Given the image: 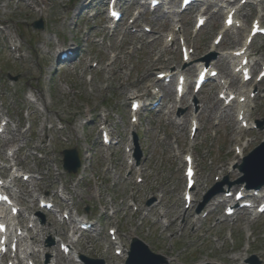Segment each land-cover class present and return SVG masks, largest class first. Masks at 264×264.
I'll return each mask as SVG.
<instances>
[{
	"label": "rangeland",
	"instance_id": "obj_1",
	"mask_svg": "<svg viewBox=\"0 0 264 264\" xmlns=\"http://www.w3.org/2000/svg\"><path fill=\"white\" fill-rule=\"evenodd\" d=\"M127 1L128 4H123L128 10L126 20L113 34L112 25L111 29L106 28L104 0L92 3L81 0L74 6L70 0H34L35 4L28 0L0 1V120L5 115L11 119L0 134V159L4 161H0V167L15 164L22 175L30 176L28 182L18 180V188L12 190L15 195L22 193L17 198L28 208L23 211L21 226H27L31 214H44L38 208V201L32 202L30 198L37 195L46 201L54 197L61 212L67 210L75 220L78 213L95 223L96 230L69 238L67 227L57 220L61 219V213L56 217L47 214L42 224L37 218L36 228L29 230L23 245L28 247L34 264H55L56 260L59 264H83L75 256L62 255L58 251L60 242L75 243L78 256L103 259L105 264H124L132 236L145 242L153 253L172 260L168 264L201 261L245 264L251 256L264 264V215L249 217L243 211L233 222L223 216L224 206L218 204V198L204 207L209 211L206 219L201 220L194 210L189 211L188 219L181 215L185 185L182 155L187 151L194 153L199 171L194 194L199 204L217 176H227L231 183L239 178L240 174L233 169L236 162H241L233 151L234 144L244 148L245 156L264 141V130L243 133L235 130V108L222 107L220 102L219 107L214 105L217 82L210 83L194 97L189 94L186 99L191 106L186 101L178 106L184 108L183 113L170 111L173 86H166L159 112L143 113L136 125L129 118L130 99L139 94L148 97L149 90L157 87L154 76L157 69L176 71L180 67L192 79L196 63L212 50L211 42L221 28L223 14L219 11V1L222 0L211 1V19L197 35L193 28L196 8L174 17V26L182 30L183 38L194 50L192 62L184 66L175 46L162 50L164 35L173 24L171 17L160 10L150 13L145 9L147 2L139 9L140 0ZM166 2L178 9L179 0ZM129 8L145 9L146 13L134 24L136 12ZM261 16L264 23V0H253L252 5L243 8V29L230 31L212 60L221 76L228 77L231 70L228 60L219 55L239 48L250 20ZM38 20L43 22L41 30L31 27ZM144 26L150 27L151 33L146 34ZM73 41L79 43L81 59H71L74 65L63 64L62 68L57 64V53L75 47ZM251 49L254 61L263 64L264 39L256 38ZM112 55L115 62L109 66L107 61L113 60ZM92 65L96 67L91 69ZM189 68L193 70L191 73ZM7 74L19 78L9 81ZM231 81L234 89H240L237 79ZM261 88L264 90V82ZM244 91H247L245 86L238 92ZM149 101L155 102L156 98L150 96ZM194 112L198 115L199 131L189 140L188 128ZM249 113L252 122L264 120L262 93L252 101ZM103 123L110 127V133L119 135V145L101 144L98 127ZM133 132L139 134L144 153V169L140 174L138 167L127 164L130 153H126V148L131 147L129 137ZM71 148L77 150L82 162L77 176L62 169L60 152ZM9 173L7 169L3 171L5 175ZM138 176L141 183L136 182ZM223 188L226 190L227 186ZM152 198L158 203L150 210L146 202ZM132 202L137 208L135 212L130 207ZM161 218L163 225L158 223ZM172 218H176L173 228L169 227ZM217 219L222 222L216 224ZM248 221H251L249 226ZM112 226L117 227V236L124 245L120 257L114 254L116 247L111 245L106 232ZM48 239L54 242L49 249ZM55 252L59 257H55ZM241 255L239 260H232Z\"/></svg>",
	"mask_w": 264,
	"mask_h": 264
},
{
	"label": "water",
	"instance_id": "obj_2",
	"mask_svg": "<svg viewBox=\"0 0 264 264\" xmlns=\"http://www.w3.org/2000/svg\"><path fill=\"white\" fill-rule=\"evenodd\" d=\"M36 27L40 28L41 23L35 24ZM15 78L14 80H16ZM63 167L68 172H76L79 167V161L75 150L64 151ZM136 159L139 160L141 157L140 152L136 151ZM239 169L245 174L243 178L239 180V183L246 182L248 187L259 188L264 185V144L258 147L253 153H251L246 159L245 164L240 166ZM251 175L260 177L256 184H251L249 178ZM209 195L207 199L210 197ZM85 264H103L102 261H94L83 258ZM127 264H166L163 257L154 255L148 251V249L137 240L133 241L131 252L129 253V259Z\"/></svg>",
	"mask_w": 264,
	"mask_h": 264
},
{
	"label": "bare ground",
	"instance_id": "obj_3",
	"mask_svg": "<svg viewBox=\"0 0 264 264\" xmlns=\"http://www.w3.org/2000/svg\"><path fill=\"white\" fill-rule=\"evenodd\" d=\"M29 1H31L33 4H35L34 2H33V0H29ZM0 6H1V4H0ZM223 30H224V27H223ZM192 60V57H190V60H189V62ZM204 63H205V61L203 60H200L199 61V66H202V65H204ZM189 70H191V69H189ZM162 73V72H161ZM166 73H168V72H166ZM170 73V72H169ZM157 74H159V72H157ZM232 74H234V71L232 72ZM231 77H233V76H231ZM250 93V92H249ZM239 97H244L243 95H241V96H239ZM132 103V102H131ZM130 103V104H131ZM237 107H240V108H242V110L244 111V120H246V122H248L249 121V119H248V115H247V105H245V106H243V105H240V104H237L236 105ZM245 109V110H244ZM237 130H239V131H242V129H240L239 127H237ZM194 188V187H193ZM260 190H263L264 191V187L263 188H261ZM31 198H32V200L34 199V197L33 196H31ZM225 200H223V202H224ZM193 202H194V200H193ZM175 221H176V218H172L171 219V221H170V224H169V226L171 227V228H173L174 227V223H175ZM250 222L251 221H248L247 223H246V225L247 226H249L250 225ZM73 223H75L74 222V220L72 219L71 220V224H73ZM81 224V223H80ZM8 225H9V227L11 226V223L9 222L8 223ZM94 231H96L95 229H89L88 230V232L89 233H92V232H94ZM15 233H16V230L14 231ZM247 238V237H246ZM242 256H239L238 258H234V259H232V260H239L240 258H241ZM166 260H167V262L168 263H170L172 260H170V259H168V258H166ZM202 264L203 263H206V261H203V262H201ZM55 264H59V262L56 260V262H55ZM209 264V263H208Z\"/></svg>",
	"mask_w": 264,
	"mask_h": 264
}]
</instances>
